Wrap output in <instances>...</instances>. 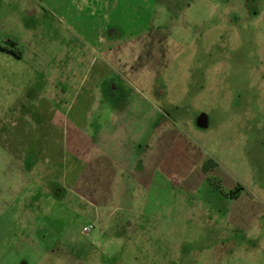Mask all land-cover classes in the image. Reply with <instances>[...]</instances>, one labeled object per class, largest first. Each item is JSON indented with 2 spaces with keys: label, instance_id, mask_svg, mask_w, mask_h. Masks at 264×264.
I'll list each match as a JSON object with an SVG mask.
<instances>
[{
  "label": "rangeland",
  "instance_id": "rangeland-1",
  "mask_svg": "<svg viewBox=\"0 0 264 264\" xmlns=\"http://www.w3.org/2000/svg\"><path fill=\"white\" fill-rule=\"evenodd\" d=\"M0 264H264V0H0Z\"/></svg>",
  "mask_w": 264,
  "mask_h": 264
},
{
  "label": "crops",
  "instance_id": "crops-1",
  "mask_svg": "<svg viewBox=\"0 0 264 264\" xmlns=\"http://www.w3.org/2000/svg\"><path fill=\"white\" fill-rule=\"evenodd\" d=\"M99 84H100V83H99ZM115 88H116V91L119 93V95L116 94V95H114V96H116V97H120L121 95H123V94L117 89V87H115ZM98 90H99V89H98ZM75 111H76V110H75ZM118 122H119L118 125H117V121L113 123V127H114V128L111 129V130L113 131V134H111L112 139L119 138V137L122 135V132H123V119H122V120H119ZM112 131H111V132H112Z\"/></svg>",
  "mask_w": 264,
  "mask_h": 264
},
{
  "label": "built area",
  "instance_id": "built-area-1",
  "mask_svg": "<svg viewBox=\"0 0 264 264\" xmlns=\"http://www.w3.org/2000/svg\"><path fill=\"white\" fill-rule=\"evenodd\" d=\"M92 229H93V228H92V225H88V226H86V227H84V228L82 229V233H83V234H87V233H89Z\"/></svg>",
  "mask_w": 264,
  "mask_h": 264
},
{
  "label": "flooded vegetation",
  "instance_id": "flooded-vegetation-1",
  "mask_svg": "<svg viewBox=\"0 0 264 264\" xmlns=\"http://www.w3.org/2000/svg\"><path fill=\"white\" fill-rule=\"evenodd\" d=\"M113 83L110 84V89H107L108 93H110L111 91L113 90H116V86L115 85H112Z\"/></svg>",
  "mask_w": 264,
  "mask_h": 264
},
{
  "label": "trees",
  "instance_id": "trees-1",
  "mask_svg": "<svg viewBox=\"0 0 264 264\" xmlns=\"http://www.w3.org/2000/svg\"><path fill=\"white\" fill-rule=\"evenodd\" d=\"M203 166L205 167V166H207V165H206V164H204ZM204 167H203V168H204Z\"/></svg>",
  "mask_w": 264,
  "mask_h": 264
}]
</instances>
